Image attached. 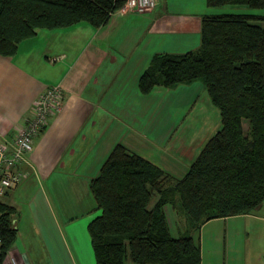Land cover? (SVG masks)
Returning <instances> with one entry per match:
<instances>
[{
	"label": "crops",
	"instance_id": "0c3cea01",
	"mask_svg": "<svg viewBox=\"0 0 264 264\" xmlns=\"http://www.w3.org/2000/svg\"><path fill=\"white\" fill-rule=\"evenodd\" d=\"M233 8L210 7L207 0H160L149 12L115 11L102 27L81 21L39 29L14 56L0 54L1 135H17L49 86L65 91L62 109L36 137L30 163L21 166L28 176L0 197L15 208L18 229L2 264H97L89 224L101 210L90 183L122 140L172 174H185L219 129V109L200 81L158 85L145 94L139 80L156 54L198 49L204 15L264 17V8ZM258 22L264 26V19ZM191 87L194 95L179 104L194 103L195 118L165 117L160 105L152 113L144 102L154 92L166 97ZM200 91L206 96L202 101ZM201 231L210 245L208 260L200 264H264V202L250 213L212 219Z\"/></svg>",
	"mask_w": 264,
	"mask_h": 264
},
{
	"label": "trees",
	"instance_id": "16d2710c",
	"mask_svg": "<svg viewBox=\"0 0 264 264\" xmlns=\"http://www.w3.org/2000/svg\"><path fill=\"white\" fill-rule=\"evenodd\" d=\"M125 1L0 0V54L14 56L39 29L81 21L102 27ZM207 4L264 8V0ZM263 19L253 12L204 15L198 49L154 56L139 80L141 91L149 94L158 85L171 88L201 81L219 109L221 124L182 176L144 158L125 140L112 149L90 183L96 209L101 210L89 224L97 264H200L202 247L195 234L204 224L261 207L264 26L258 21ZM170 205L187 218L184 234H172ZM15 212L0 202V264L17 239Z\"/></svg>",
	"mask_w": 264,
	"mask_h": 264
},
{
	"label": "built area",
	"instance_id": "2783aa9c",
	"mask_svg": "<svg viewBox=\"0 0 264 264\" xmlns=\"http://www.w3.org/2000/svg\"><path fill=\"white\" fill-rule=\"evenodd\" d=\"M160 0H126L118 9L121 14L130 11L149 12L157 7ZM61 85L49 86L35 100L33 114L20 127L13 138L0 134V197L19 186L28 176L21 168L30 163L29 154L34 148V141L62 109L65 93ZM2 239L0 237V246Z\"/></svg>",
	"mask_w": 264,
	"mask_h": 264
},
{
	"label": "rangeland",
	"instance_id": "374dc122",
	"mask_svg": "<svg viewBox=\"0 0 264 264\" xmlns=\"http://www.w3.org/2000/svg\"><path fill=\"white\" fill-rule=\"evenodd\" d=\"M223 7H225V8L234 7L233 9H237L239 6L226 5ZM244 8H245V10L248 9L246 7H244ZM244 8H242V9H244ZM219 9H221V8H219ZM117 11H119V10H117ZM193 95H194L193 87H191L190 91L187 90L186 92H184L182 89H178V91L176 90V92H174L172 94L171 93L167 94L166 97H165V94H158V93L154 92L144 102L148 101L150 103V107L152 108V111H151L152 113L154 112L155 106L160 105L161 108L163 107V110H162L163 116L168 117L170 114L174 113V116H177V117L180 116L183 119H188V118H195L198 115L197 114V112L199 111L198 107L194 109V103L190 104L188 101L182 102L181 104H179V103H180V99H183V97L186 96V99H187V98L192 97ZM205 97L206 96L203 94V91H200V101L204 100ZM164 98H166V101H163ZM164 109H166L165 112H164ZM159 113H161L160 110L156 114V117L159 116ZM245 126L247 127V123L245 124ZM156 198H157V196H155L153 198L151 205L155 202ZM176 198L179 202V196L176 195ZM178 207H180L179 203H178ZM167 213H168V216L170 219L172 234L174 236H178L179 234H184V232L188 226L186 216L183 215L182 213H180L179 209L172 207V205L167 207ZM195 238L199 239L201 247H202V251L204 252V250H205V252H204L205 255L203 256V260L207 261L208 260V253H209L208 249H209V245H210V241H209L207 232L206 231L197 232L195 234ZM203 243H204V250H203ZM223 253L224 252H222V254ZM222 260H223V256H222Z\"/></svg>",
	"mask_w": 264,
	"mask_h": 264
}]
</instances>
